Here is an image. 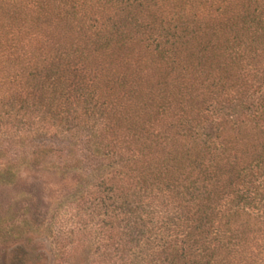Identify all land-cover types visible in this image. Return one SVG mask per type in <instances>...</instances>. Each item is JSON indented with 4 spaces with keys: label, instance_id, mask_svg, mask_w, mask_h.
I'll return each instance as SVG.
<instances>
[{
    "label": "trees",
    "instance_id": "obj_1",
    "mask_svg": "<svg viewBox=\"0 0 264 264\" xmlns=\"http://www.w3.org/2000/svg\"><path fill=\"white\" fill-rule=\"evenodd\" d=\"M21 147L88 162L86 264H264V0H0Z\"/></svg>",
    "mask_w": 264,
    "mask_h": 264
},
{
    "label": "rangeland",
    "instance_id": "obj_2",
    "mask_svg": "<svg viewBox=\"0 0 264 264\" xmlns=\"http://www.w3.org/2000/svg\"><path fill=\"white\" fill-rule=\"evenodd\" d=\"M25 150L0 159V264H86L98 229L82 184L88 162L63 166L55 153L24 158Z\"/></svg>",
    "mask_w": 264,
    "mask_h": 264
}]
</instances>
